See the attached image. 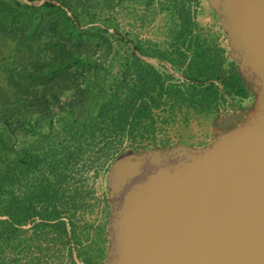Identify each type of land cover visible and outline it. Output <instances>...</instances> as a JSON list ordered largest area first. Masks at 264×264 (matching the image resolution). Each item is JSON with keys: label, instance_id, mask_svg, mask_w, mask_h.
<instances>
[{"label": "trees", "instance_id": "trees-1", "mask_svg": "<svg viewBox=\"0 0 264 264\" xmlns=\"http://www.w3.org/2000/svg\"><path fill=\"white\" fill-rule=\"evenodd\" d=\"M26 1L43 3L0 2V38L10 45L13 58L2 67L5 81L0 85V216L6 218L0 221V264H18L6 262L3 244L21 237V228L31 221L40 220L33 242L49 234L68 239L62 218L69 210L64 208H75L80 198L78 189L70 188L71 175L92 147L101 144L99 150L109 156L114 143L127 136L135 146L155 137L159 109L206 112L229 105L228 98L249 97L235 63L225 71L218 53L204 47L192 0L160 4L172 18L164 47L130 41L115 23L124 4L138 3L148 12L156 0ZM114 46H124L125 54L117 76L107 83L99 80L101 61ZM147 59L171 64L183 79L161 72ZM67 90L74 94L63 102ZM71 232L75 237L74 227Z\"/></svg>", "mask_w": 264, "mask_h": 264}, {"label": "water", "instance_id": "water-1", "mask_svg": "<svg viewBox=\"0 0 264 264\" xmlns=\"http://www.w3.org/2000/svg\"><path fill=\"white\" fill-rule=\"evenodd\" d=\"M208 2L253 108L206 147L112 164L103 264H264V0Z\"/></svg>", "mask_w": 264, "mask_h": 264}, {"label": "rangeland", "instance_id": "rangeland-1", "mask_svg": "<svg viewBox=\"0 0 264 264\" xmlns=\"http://www.w3.org/2000/svg\"><path fill=\"white\" fill-rule=\"evenodd\" d=\"M2 1L11 0H0V2ZM17 1L26 5L38 6L43 3ZM160 4L165 5V0H156V4L148 12H145L143 6L138 3L124 4L123 8L116 9L115 23L121 36L130 41H149L156 44L157 47H164L172 27V18L167 9L160 8ZM190 8L194 21L199 27L200 35L205 42L204 47L212 49V52H217L223 69L229 71L231 63L234 62L230 56L227 36L220 18L210 7L208 0H192ZM113 32L114 29H110V33ZM124 49V46H114V51L111 52L108 59L101 61L104 68L101 69L99 80L109 83L112 78L117 76L119 64L122 61L120 57L125 54ZM116 50H120L119 57H116ZM11 51L7 41L0 38V85L5 81L4 75L1 74L3 65L13 61V58H9ZM114 58L115 60H113ZM147 60L161 72L171 73L176 78L183 79V75L174 70L171 64L163 63L161 65L156 60ZM91 81L94 82V79ZM80 83L82 85V81ZM84 86L83 84L81 87L84 88ZM246 87L249 92L247 99L231 100L228 98L229 105L217 110L198 112L185 107L173 110L166 107L165 112L162 109L157 110L155 112L157 113L155 137L139 141L136 146L132 144V138L127 136L114 143L109 156L108 152L103 154L99 150L101 144L92 147L87 151V154L82 155L73 175H71L70 188L78 189L80 198L76 200L75 208H64L66 212L69 210L62 218L67 223L68 239L60 241L49 234L39 242H33L34 224L40 220L31 221L21 228L24 232L21 237L3 244L5 251L2 254L7 257L6 262H10L9 259H15L18 264H27L29 261L33 264H85L88 259L92 261V264H103L108 253L106 233L110 212L108 172L112 164L119 157L132 152L175 146L203 148L210 145L218 134L240 125L252 110L255 95L250 86ZM73 94L74 90L65 91V94L61 96L62 101L69 100ZM59 110V104L53 106L54 113ZM165 120H167L166 123L163 122ZM59 131L61 136L65 134L62 127L59 128ZM26 139L34 140L31 135L26 136ZM68 195H72V193ZM5 219L0 216V221ZM72 227L75 228V237L71 232Z\"/></svg>", "mask_w": 264, "mask_h": 264}]
</instances>
